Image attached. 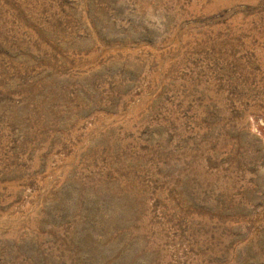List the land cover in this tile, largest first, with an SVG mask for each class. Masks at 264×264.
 <instances>
[{
  "label": "rangeland",
  "instance_id": "obj_1",
  "mask_svg": "<svg viewBox=\"0 0 264 264\" xmlns=\"http://www.w3.org/2000/svg\"><path fill=\"white\" fill-rule=\"evenodd\" d=\"M0 264H264V0H0Z\"/></svg>",
  "mask_w": 264,
  "mask_h": 264
}]
</instances>
